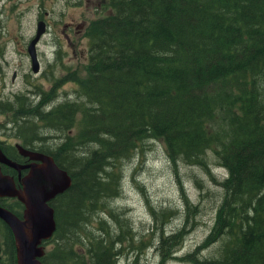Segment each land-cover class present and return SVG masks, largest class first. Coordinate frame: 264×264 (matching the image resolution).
<instances>
[{
    "label": "trees",
    "instance_id": "16d2710c",
    "mask_svg": "<svg viewBox=\"0 0 264 264\" xmlns=\"http://www.w3.org/2000/svg\"><path fill=\"white\" fill-rule=\"evenodd\" d=\"M106 3L113 12L87 28L92 40L79 82L87 103L66 101L35 113L44 128L47 123L66 132L48 152L71 176L69 187L49 203L56 226L47 241L55 237L56 245L41 260L115 264L106 236L84 233V242L72 231L97 203L95 194L114 187L96 173L150 135L165 141L171 160L189 164L201 163L197 155L218 146L228 175L220 182L224 192L211 237L224 234L225 240L221 256L208 264H264V0ZM28 121L35 122L22 120L20 128L31 132L35 125L23 126ZM101 133L109 138L99 149L81 157L72 150L70 136L97 141ZM10 201L2 204L21 216L23 203ZM0 222L6 228L4 263L16 264L14 236ZM201 248L187 253V261L204 264Z\"/></svg>",
    "mask_w": 264,
    "mask_h": 264
},
{
    "label": "rangeland",
    "instance_id": "374dc122",
    "mask_svg": "<svg viewBox=\"0 0 264 264\" xmlns=\"http://www.w3.org/2000/svg\"><path fill=\"white\" fill-rule=\"evenodd\" d=\"M44 10L48 25L36 44L39 68L34 71L27 46L37 27L36 15ZM111 12L106 0H0V107L8 100L0 111V139L6 145L21 140L49 151L65 138L63 129L39 124L35 113L61 102H86L79 82L87 73L92 40L87 28ZM20 117L33 119L23 126L35 128L22 130ZM222 117L219 113L215 119ZM98 135L97 141L70 136L72 150L81 157L99 149L109 135ZM216 147L214 143L197 155L201 163L189 164L182 158L171 160L160 137L134 140L126 154L110 158L96 173L101 181L112 180L114 187L95 194L97 203L85 210L86 218L72 236H82L84 242V233L106 236L113 243L115 264H198V259L187 261L186 254L199 245L198 258L204 264L220 257L224 234L211 237V230L223 198L220 182L228 171L217 159ZM2 202L11 203L0 198L2 207ZM5 236L0 222V243ZM54 238L42 241L45 250L55 247Z\"/></svg>",
    "mask_w": 264,
    "mask_h": 264
},
{
    "label": "water",
    "instance_id": "95a60500",
    "mask_svg": "<svg viewBox=\"0 0 264 264\" xmlns=\"http://www.w3.org/2000/svg\"><path fill=\"white\" fill-rule=\"evenodd\" d=\"M45 29V23L43 20H39L37 23V27L35 30V33L33 35V37L30 39L28 46H27V50L30 54V57L32 59L31 62V68L34 71H37L39 68L38 65V57H37V49H36V44L37 41L40 38V35L42 34V32ZM18 147L23 150L24 152H27L29 154H31L32 156L39 158L41 160V169H43V163H48L50 166L54 167L53 171L55 170L56 173L59 174V181H63V186L59 189H50L49 191H47L46 195H50V197H54L57 193L63 192L66 188L69 187V185L71 184V176H69L67 170L63 167H59L56 164L52 165L50 162V154L48 153H41V152H33L31 150H27L24 145H20L18 144ZM21 151V153L23 152ZM0 160L3 162H6V156H4L3 153H0ZM14 165V164H13ZM28 164H23L20 166L26 167ZM17 167V169L19 168V165H15ZM32 166V165H30ZM50 168V167H49ZM10 176L7 175H0V186L4 187L7 191L5 192V194H12V195H16L18 197V199L20 201H22V203L24 204V208L22 211V216H18L16 213L10 211L9 209H7L6 207H2L0 206V219H2L12 230V233L14 235V240H15V244H16V250L20 251L22 249H26L28 251V248L30 249V255H28L27 253V259L25 261L24 264H45L44 261L39 260L37 258V254L39 252L42 251V241L46 240L48 238H50L55 230V226H56V221L54 219V208L51 205H43L44 210H47L48 214L45 215L44 217V223L45 225H50V227L48 228V230L46 232H44V230L40 233L39 237H37L36 240H33L31 242V245H29V240L28 238L25 240L26 235L32 236L34 234V231L32 230L31 233H27L25 231V226L27 224H29V218L31 216V213L33 211V207H32V203H33V197H31L27 192H25L24 190L15 188L11 181ZM53 193V194H52ZM48 197V198H50ZM47 204V203H46ZM20 253L17 255L16 252V264H20L19 258H21ZM2 264V263H0Z\"/></svg>",
    "mask_w": 264,
    "mask_h": 264
},
{
    "label": "flooded vegetation",
    "instance_id": "af4514ba",
    "mask_svg": "<svg viewBox=\"0 0 264 264\" xmlns=\"http://www.w3.org/2000/svg\"><path fill=\"white\" fill-rule=\"evenodd\" d=\"M47 15H48V12H46L45 10L43 11V13L38 11L36 15L37 23L39 20H43L45 25H48V21L46 19ZM70 27H72V25H70ZM13 75L15 76L14 73ZM5 104H8V100L6 99L4 100L2 107H0V111H3L5 109L4 108ZM20 120H22L21 117H20ZM16 138L18 139L19 136H17ZM18 144L22 146L24 145V147L27 150H31L33 152H41V153H48V154L49 152L46 151L45 148H42V149L36 148V145L34 143L27 144L21 140H15L13 142H10L9 145H6V143L2 139H0V153H3L4 156H6V158L14 165H19L18 166L19 168L17 169L14 165H9L0 160V175H7V176L12 177L11 181L14 184L13 186L15 188L24 190L31 197H33V195L37 193V183H39V180H42V175H41V163L42 162L39 158H36L32 156L31 154L21 150L18 147ZM21 151L23 152L21 153ZM23 164H28V165L23 168V166H20ZM6 191L7 190L4 187L0 186V198H4V199L15 198V197L6 196L5 194ZM23 208H24V205H23ZM23 208H22V211H23ZM5 249H6L5 243H0V256L5 254L4 253Z\"/></svg>",
    "mask_w": 264,
    "mask_h": 264
},
{
    "label": "bare ground",
    "instance_id": "6f19581e",
    "mask_svg": "<svg viewBox=\"0 0 264 264\" xmlns=\"http://www.w3.org/2000/svg\"><path fill=\"white\" fill-rule=\"evenodd\" d=\"M23 95H24V93H23ZM6 106H8V104ZM6 160L7 161L5 163H7L9 165H13V163H11L7 158H6ZM50 160H51L50 163L52 165L56 164L54 162L52 156L50 157ZM53 169H54V167L50 166L48 163H46V161H45V163H43V169H41L42 180H39V183H37V193H35V195H33V203H32L33 211H32L31 216L29 218V224H27L25 226V231L27 233H31L32 230L34 231V234L32 236H30V234H29V235H26V237H25V240L28 238L29 245H31V242L33 240H36L37 237H39L40 233L43 230H44V232H46L48 230V228L50 227L49 224L45 225V223H44V217L46 214H48V212H47V210H44L43 208H41V207H43V205H49V202L54 198V197H50V195L45 196L47 191H49L50 189H53V188L59 189L64 184L63 181H59V174L56 173L55 170L53 171ZM6 196L15 197L18 199V197L16 195L6 194ZM48 197H50V198H48ZM44 246L45 245L43 244L42 251L37 254L38 255L37 258L39 260H41L42 256L45 253V249H44L45 247ZM30 249L28 248V251L26 249H22L21 253H20V251L16 250L17 255L20 253V256H21V258H19V260H17V261H19L20 264L25 263V261L27 259V253H28V255H30Z\"/></svg>",
    "mask_w": 264,
    "mask_h": 264
}]
</instances>
